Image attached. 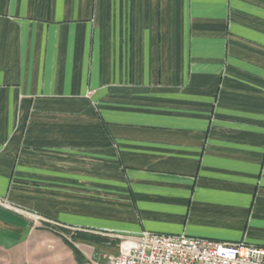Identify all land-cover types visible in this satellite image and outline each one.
<instances>
[{"label":"crops","instance_id":"0c3cea01","mask_svg":"<svg viewBox=\"0 0 264 264\" xmlns=\"http://www.w3.org/2000/svg\"><path fill=\"white\" fill-rule=\"evenodd\" d=\"M0 200V247L49 230L75 264L264 247V0H0Z\"/></svg>","mask_w":264,"mask_h":264},{"label":"built area","instance_id":"2783aa9c","mask_svg":"<svg viewBox=\"0 0 264 264\" xmlns=\"http://www.w3.org/2000/svg\"><path fill=\"white\" fill-rule=\"evenodd\" d=\"M0 205L12 208L2 200ZM119 239L118 253L109 255L105 264H264V247L244 241L150 231L121 234Z\"/></svg>","mask_w":264,"mask_h":264},{"label":"rangeland","instance_id":"374dc122","mask_svg":"<svg viewBox=\"0 0 264 264\" xmlns=\"http://www.w3.org/2000/svg\"><path fill=\"white\" fill-rule=\"evenodd\" d=\"M69 238V235H67ZM0 264H75L65 243L49 230H38L20 248L0 247ZM90 264H94L90 262Z\"/></svg>","mask_w":264,"mask_h":264}]
</instances>
